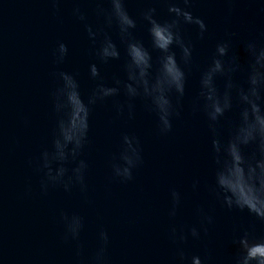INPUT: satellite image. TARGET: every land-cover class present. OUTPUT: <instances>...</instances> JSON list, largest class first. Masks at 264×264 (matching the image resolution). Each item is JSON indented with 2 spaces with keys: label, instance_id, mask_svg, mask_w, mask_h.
Here are the masks:
<instances>
[{
  "label": "water",
  "instance_id": "1",
  "mask_svg": "<svg viewBox=\"0 0 264 264\" xmlns=\"http://www.w3.org/2000/svg\"><path fill=\"white\" fill-rule=\"evenodd\" d=\"M77 5L86 13V21L74 14ZM151 6L156 7L158 19L173 15L166 0H126L128 11L139 22L135 35L149 47L151 37L141 14ZM110 9V0H62L59 10L51 0H0V264H96L102 230L110 238L107 264H190L193 254H199L204 264H237V238L246 231L264 237V220L246 209L229 208L216 183L226 154H217L212 141L219 137L227 143L239 122L240 106L235 104L219 123L210 121L200 96V76L216 44L231 40L225 59L236 55L241 66L232 79L248 87L251 58L245 42L264 43V3L193 0L191 10L205 19L208 32L201 39L198 26H184L195 49L186 68L184 97L171 94L173 128L162 132L151 100L129 98L122 87L118 97L91 105L83 147L74 158L69 151L67 160L52 161L54 171L61 166L67 169L63 181L53 183L44 167V153L56 151L59 122L64 118L56 108L55 92L62 84L58 73L76 74L86 99L101 82L127 81L125 45L115 26L107 25ZM87 24L94 31L112 32L121 48L120 60L106 64L99 60V40L92 43ZM59 41L68 43L70 51L58 64L54 50ZM173 47L179 58L180 50ZM159 55L153 50L154 63ZM93 62L99 64L103 80L91 77ZM227 79L217 77L221 91ZM125 136L133 137L134 144L138 140L141 156L131 180L115 172L116 165L126 163ZM243 150L248 156L256 153L254 145ZM81 161L87 165L83 184L75 172ZM65 183L70 187L65 188ZM174 191L180 195L178 204ZM65 214L83 217L78 239L65 238ZM192 227L199 229V238L192 236ZM180 249L187 259H181Z\"/></svg>",
  "mask_w": 264,
  "mask_h": 264
},
{
  "label": "clouds",
  "instance_id": "2",
  "mask_svg": "<svg viewBox=\"0 0 264 264\" xmlns=\"http://www.w3.org/2000/svg\"><path fill=\"white\" fill-rule=\"evenodd\" d=\"M264 3V0H261ZM53 6L59 10L62 0H51ZM111 9L107 13L108 28L115 26L120 40L125 45L124 68L127 73V81L116 79L114 85L99 83L85 98L81 90L80 80L70 71H60L59 79L62 81L55 92L57 111L64 112V118L59 122V135L55 140L54 153H44V167L48 169V180L53 183L62 182L67 172L64 166L54 171L51 167L53 160L65 161L69 151L73 158L77 155L88 135L90 128L91 105L110 97H118L123 87L129 98L143 97L150 99L154 110L158 113L161 122V131L168 132L173 128L172 116L174 104L172 95L178 94L184 97L188 84L187 66L191 64L194 56L195 44L190 38H186L185 25H196L199 29V37L204 38L208 32V24L202 16L196 15L192 10L193 0H166L169 12L173 14L168 19H158L157 9L151 6L141 15L147 22L148 32L151 37V47L142 39L137 38L134 30L138 28V19L134 17L126 7V0H110ZM74 14L81 21L87 20L86 13L80 6H76ZM87 31L92 43L99 40L96 55L102 63L112 60H120L122 53L112 32L105 29L93 30L91 24H87ZM180 50L178 53L173 46ZM245 47L250 55L248 69V87L237 85L232 79V74L240 69L238 57L232 55L228 60L229 51L232 48L231 40L218 42L207 68L200 76V96L205 101L204 110L210 121L219 123L226 113L233 110L235 104L240 106L239 122L227 143H222L219 137L212 143L217 154H226L222 167L216 173V183L222 190L224 201L229 208L248 210L261 220H264V43L258 40H247ZM153 50L160 55L154 63ZM69 45L59 41L54 55L56 62L63 63L69 55ZM90 75L93 79L103 80L98 63H91ZM218 76H226L227 83L223 91L217 84ZM134 138L125 136L127 148L123 154L124 166L116 165V175L124 180L133 178V168L140 161V150L133 142ZM73 145L71 149L69 146ZM254 145L256 153L248 156L244 146ZM219 160V156H218ZM84 161L75 169L77 178L83 184ZM48 180L43 182L46 191ZM69 188L68 183L64 184ZM176 203H179L180 195L173 192ZM176 214V209L171 210V215ZM67 233L65 238L78 239L81 229L84 227L83 217L65 214ZM209 223L212 217H208ZM176 230L173 229L175 234ZM192 236L199 238L200 231L192 227ZM100 236L103 246L96 254V264H107V244L109 233L102 230ZM186 240V236H180ZM240 248L237 264H264V237L254 236L245 232L236 240ZM181 259H187L183 249H180ZM190 264H204L199 254H193Z\"/></svg>",
  "mask_w": 264,
  "mask_h": 264
}]
</instances>
